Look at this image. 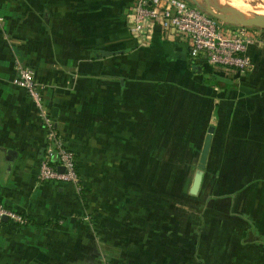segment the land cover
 Wrapping results in <instances>:
<instances>
[{"label": "crops", "instance_id": "1", "mask_svg": "<svg viewBox=\"0 0 264 264\" xmlns=\"http://www.w3.org/2000/svg\"><path fill=\"white\" fill-rule=\"evenodd\" d=\"M134 4L0 0V206L28 220L0 222V264H176L187 252L163 218L176 201L155 172H171L177 144L200 143L194 132L208 144L209 130L232 127L227 144L264 145V30L241 76L191 59L184 36L158 28L142 42L128 29ZM16 61L46 87L43 106L76 156L83 197L37 180L46 130L14 84Z\"/></svg>", "mask_w": 264, "mask_h": 264}, {"label": "rangeland", "instance_id": "2", "mask_svg": "<svg viewBox=\"0 0 264 264\" xmlns=\"http://www.w3.org/2000/svg\"><path fill=\"white\" fill-rule=\"evenodd\" d=\"M216 1L234 13L264 14V0ZM177 101L185 104L181 97ZM216 129L209 130L208 144L206 131L194 132V140L200 143L177 144L175 164L171 154V172H155L165 177L161 184L156 179L155 186L167 190L177 208L191 212L194 221L203 211L208 232L204 234L203 229L195 259L187 252L177 260L181 264H264V145L227 144L233 128Z\"/></svg>", "mask_w": 264, "mask_h": 264}, {"label": "built area", "instance_id": "3", "mask_svg": "<svg viewBox=\"0 0 264 264\" xmlns=\"http://www.w3.org/2000/svg\"><path fill=\"white\" fill-rule=\"evenodd\" d=\"M189 1L135 0L129 19V32L148 43L154 31L160 28L170 37H186L190 43L189 55L193 60L204 59L226 73L235 72L241 76L253 71L254 62L249 50L259 41L260 38L255 34L259 30L233 27V31H230L225 28V24L192 6ZM15 70L14 84L26 91L34 101L46 130V148L40 163L38 182L70 184L82 196L84 187L76 156L43 106L45 85L36 80L32 69L19 61L15 63ZM60 168L64 171L61 172ZM4 218L20 226L28 225L26 217L0 206V222Z\"/></svg>", "mask_w": 264, "mask_h": 264}, {"label": "trees", "instance_id": "4", "mask_svg": "<svg viewBox=\"0 0 264 264\" xmlns=\"http://www.w3.org/2000/svg\"><path fill=\"white\" fill-rule=\"evenodd\" d=\"M189 3L192 6H195L192 1H189ZM253 29L260 30L255 28ZM213 84L217 85L215 82ZM84 195H85V189L82 197ZM180 209L181 207L179 208L175 207V208H171L168 211L166 210L163 214L164 215L163 218H170L171 224L174 223V225L176 226L177 249L180 250L181 253L183 251L190 252L189 254L192 255V258L194 260L195 259L194 255L196 257L195 252H198L200 245H202L201 239H202L203 229L205 228V223L202 221L204 216L203 211H199L200 216L197 218V220L194 221L191 217L193 215L191 212H184L182 209L181 210ZM249 230L250 228H247V231ZM207 232L208 231L204 229V234H207ZM194 238H195V243H194ZM176 264H181L180 260H176Z\"/></svg>", "mask_w": 264, "mask_h": 264}, {"label": "water", "instance_id": "5", "mask_svg": "<svg viewBox=\"0 0 264 264\" xmlns=\"http://www.w3.org/2000/svg\"><path fill=\"white\" fill-rule=\"evenodd\" d=\"M190 1L204 13L225 25L264 30V14L234 13L220 6L216 0H202V3L198 0ZM108 55L112 54L108 53ZM60 171L63 172L64 169L60 168ZM3 221L9 222L8 218H4Z\"/></svg>", "mask_w": 264, "mask_h": 264}]
</instances>
